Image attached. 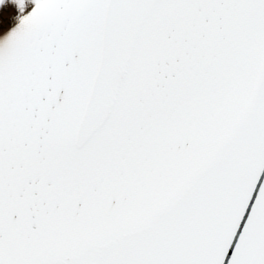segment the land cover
<instances>
[{
	"label": "snow or ice",
	"instance_id": "1",
	"mask_svg": "<svg viewBox=\"0 0 264 264\" xmlns=\"http://www.w3.org/2000/svg\"><path fill=\"white\" fill-rule=\"evenodd\" d=\"M0 264H264V0H0Z\"/></svg>",
	"mask_w": 264,
	"mask_h": 264
}]
</instances>
